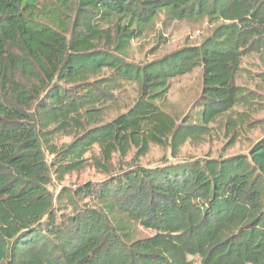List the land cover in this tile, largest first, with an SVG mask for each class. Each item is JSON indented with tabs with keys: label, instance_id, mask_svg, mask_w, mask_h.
<instances>
[{
	"label": "trees",
	"instance_id": "obj_1",
	"mask_svg": "<svg viewBox=\"0 0 264 264\" xmlns=\"http://www.w3.org/2000/svg\"><path fill=\"white\" fill-rule=\"evenodd\" d=\"M160 16L214 26L196 46L128 63ZM250 55L264 56V0H0V264H264V135L245 154L135 164L49 191L94 146L108 161L159 135L182 144L249 107L259 96L234 80ZM195 69L196 111L176 124L158 103ZM124 83L136 98L105 122ZM58 135L72 140L58 146Z\"/></svg>",
	"mask_w": 264,
	"mask_h": 264
},
{
	"label": "rangeland",
	"instance_id": "obj_2",
	"mask_svg": "<svg viewBox=\"0 0 264 264\" xmlns=\"http://www.w3.org/2000/svg\"><path fill=\"white\" fill-rule=\"evenodd\" d=\"M213 26L207 19L167 23L160 16L145 30L142 37L130 43L126 61L141 65L182 47L196 46L209 34ZM234 84L254 92L259 98L247 108H235L236 112L231 117L218 119L208 126L204 135L188 139L182 144L172 140L170 135H159L154 140L131 143L123 150L115 149L108 161L102 149L94 146L85 156L86 167L82 171L67 175L62 182L53 179L49 187L50 193L56 197L63 187L71 191L85 183H102L121 169L135 164L155 168L164 164L247 153L250 146L264 135V56L250 55L243 58ZM201 89V72L195 69L188 75L172 80L165 100L158 105L176 124H180L183 118L194 115L195 102ZM135 98L134 85L124 83L115 92L114 98L105 104L103 120L109 122L117 115L125 113ZM71 140V136L58 135L54 142L60 146L69 144ZM85 202L82 201L81 204ZM62 207V203L55 202L57 213H70L69 209L62 210ZM135 228L137 235L141 237L152 234L140 227ZM189 260L193 263L198 261L196 258Z\"/></svg>",
	"mask_w": 264,
	"mask_h": 264
}]
</instances>
